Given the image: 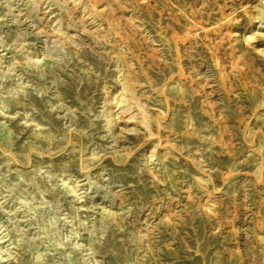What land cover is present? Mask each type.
I'll return each mask as SVG.
<instances>
[{"label":"rangeland","instance_id":"374dc122","mask_svg":"<svg viewBox=\"0 0 264 264\" xmlns=\"http://www.w3.org/2000/svg\"><path fill=\"white\" fill-rule=\"evenodd\" d=\"M0 264H264V0H0Z\"/></svg>","mask_w":264,"mask_h":264}]
</instances>
